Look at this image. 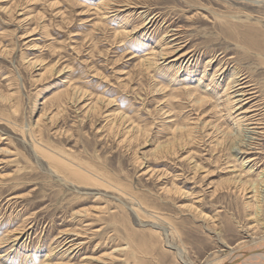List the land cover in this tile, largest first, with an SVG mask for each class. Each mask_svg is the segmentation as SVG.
<instances>
[{"label":"rangeland","instance_id":"374dc122","mask_svg":"<svg viewBox=\"0 0 264 264\" xmlns=\"http://www.w3.org/2000/svg\"><path fill=\"white\" fill-rule=\"evenodd\" d=\"M247 1L116 0L109 6L119 12L104 15L105 0H0V92L14 93L13 107L0 102V264H221L234 250L264 246V184L259 201L249 198L254 192L234 190L230 181L241 165L232 166L230 146L215 147L222 134L206 135L184 96L170 97L174 88L215 89L217 62L206 63L214 53L234 55L226 30L233 19L264 29L263 2ZM168 32L185 46L165 57L159 51L174 45ZM186 51L194 60L172 61ZM152 52L159 62L147 69L142 61ZM218 82L222 89L227 80ZM70 85L87 94L67 99L62 119L50 120L58 108L48 100ZM174 121L195 122L198 131L175 140ZM231 125L224 127L232 132ZM29 126L42 127L43 143L66 150L114 187L93 179L77 185L56 174L35 155ZM176 185L180 193L165 191ZM84 208L92 217L78 213ZM72 239L80 249L67 251Z\"/></svg>","mask_w":264,"mask_h":264},{"label":"bare ground","instance_id":"6f19581e","mask_svg":"<svg viewBox=\"0 0 264 264\" xmlns=\"http://www.w3.org/2000/svg\"><path fill=\"white\" fill-rule=\"evenodd\" d=\"M114 1H116V0H113L112 2H114ZM124 1H125L126 6H128L129 3H126V2H129V0H124ZM256 1H258V0H256ZM260 1L263 2L262 4L264 7V0H260ZM112 2H109V0L108 1L105 0V2H103L102 8L104 10V12H103L104 15L111 13L112 12L111 10L119 12L120 9L118 10V9H115L116 7H110L109 6V4H111ZM247 2H249V1H247ZM116 5H118V4L116 3ZM69 6H70V4H69ZM123 6H125V5H123ZM14 7H15V5H14ZM14 7H12V8H14ZM102 8L100 6V10H102ZM118 12H116V13H118ZM97 13H99V12H97ZM226 17H228V16H226ZM228 18L230 19V17H228ZM247 18H245V19H247ZM233 20L234 21H231L229 23V25H227L226 30L231 35V38L235 42L234 55L232 57H230L229 60H227L224 58V56L219 58L214 53V54H212V56L209 55L210 56L208 58L209 60L206 63V64L211 65L213 62L215 64L217 62V69L215 70V72L213 74V78H210V79H212L211 80L212 82H215L216 78L219 77L217 80V83H215V86H214L215 89L212 90V88H209L210 86H208L207 89L206 88L204 89L203 87H200V86H199V88H196L197 86L196 87L195 86H186V87H183L180 89L174 88L172 90L173 93L170 95V97L172 96V99L178 98L177 100H175L176 102H178V100H180L184 96V99H186V101L190 105L192 111L194 113H196V120L199 121L202 119L201 125H203V126L201 127V129L206 130V133H205L206 135L210 136L211 134L214 135L216 133L222 134V136L219 139H217L215 147H216V145H217V147L220 146L222 148H226V146L228 148L230 146L229 149L233 152L232 156H234V161H233L234 163L232 164V166L236 167L237 166L236 163L237 164L239 163L238 164L239 166L241 165V167H239L241 169L240 170L238 169V171H237V173H239V174L236 175L235 178H233V179L231 178L232 180L230 181L233 184L234 190H236L237 192H241L244 195H247L248 193L254 192L253 196H249V198L254 199V201H259L258 198L260 197V195H262V189H263L262 185L264 184V29L261 26H257L258 24H256V23L254 24L253 22L252 23H244L243 22L244 19H233ZM154 22H155V20L152 19L149 21L148 25L150 24V26H151V23H154ZM118 34L126 35V34H128V32H121ZM177 34L172 33V32L170 34H169V32L167 33L166 40L171 38L169 43H173L174 45L171 46L172 47L171 49L167 48L168 51H166V49L164 47H162V50L159 52L162 55H164L165 57H170V56H168L169 54L171 55L175 50L176 51L181 50L182 47L185 46V44H180L181 42L177 41V40H180V38L177 37ZM115 36L117 37V35H115ZM166 45H168V43H166ZM4 51H6V50H4ZM161 54H159V55H161ZM194 55H195V53L191 55L190 51H186L183 54H181L180 56L178 55L179 57L176 58L175 60H172V61H180L181 65H182L183 61H185V60H187V63L190 62V60L191 61L194 60V58H193ZM157 56H158L157 53H154V52L149 53V54L146 53L144 55V60L143 61L141 60V61H142L143 65L144 66L146 65L145 67H147V69H148L152 65L158 64L159 61L157 59ZM232 63H234L233 66H231ZM244 63H249V64H247L248 66H245ZM171 67H173V65L170 66V68ZM45 68H48V67H45ZM54 68H55L54 65H52L48 68L49 69L48 71L52 72ZM145 70H146V68H145ZM45 71H47V70H45ZM175 73L177 74L178 71H175ZM221 78L223 79V81L227 80L226 84L224 85V87L222 89L220 87V84H218L219 83L218 81H220ZM199 84H201V80H200ZM76 86H73V85L67 86V88L65 90L57 92L54 96H52L51 99L48 100L47 103L50 102L52 107L55 106L58 108L57 113H54L50 117V120L51 119L53 120V118L56 119V116H58L60 118V120L62 119L63 111L66 108L65 104L67 102L66 101L67 99L70 101L72 99L73 100H76L79 98L81 99L82 97H84L87 94L86 91L80 90V88H77ZM160 90H164V89L160 88ZM13 96H14V93L12 95V94H6L3 92H0V102L4 105L8 104L9 107H13V104L11 102V98H13ZM174 99H173V101H174ZM98 100L101 101L100 99H98ZM98 100H97V102H98ZM102 100H104V98ZM111 101H112V99H111ZM95 106H98V103L95 104ZM176 112H178V111H176ZM5 114H6V112H5ZM110 116H114V114L110 115ZM207 117H212V118L214 117L215 120L211 119V120L207 121ZM113 118L116 119V117H113ZM2 119L7 120V122H9L10 124L13 123L10 120V118L4 117ZM114 119H112V120H114ZM119 119L122 121L123 124H129L128 123L129 120L126 119L122 114L119 115ZM129 119H130V117H129ZM14 121H15V118H14ZM172 121L173 120H170V122H172ZM228 122L232 123V125H231L232 128H230V129H232L231 130L232 132H229V130L227 131L226 126L224 127V125L227 124ZM173 123H174L173 124L174 126L169 128V133H171L170 135L172 136L173 139H175L176 137H177L176 139H178V138L181 139V137H183V136H188V137L193 138L194 134L198 131V125L195 122H193L191 124L184 123V124L179 125V126L175 125V123H176L175 121ZM14 124L16 125V123H14ZM130 124H131V122H130ZM30 126H29L28 132L30 133V136H32L34 138L33 143L32 142L31 143H32V148L35 152V155L37 157L46 159L48 161L49 166L52 168V170L55 171L56 174H61L65 177L72 179L73 181H76L77 185L78 184H89L90 180L93 179L96 181V182L95 181L94 182L97 183V185H99V186H103L106 188L114 187V186L109 185V182L104 183L103 182L104 178H102V177L98 176L100 179H103V180H100V179L96 180L98 178H94L93 175H96V174L93 173V170L91 169V167L85 165L82 161L80 162V160H78L77 157L74 158L72 156H69L68 153L65 152L66 150L65 151H62V150L58 151V150L53 149L49 145L48 142H46V144L43 143V139H42L43 128L42 127H39L38 131H36L37 129L34 130ZM38 126H41L39 122H38ZM137 126H136V124L135 125L133 124V126L131 128H128V130L131 131L134 127H137ZM23 128H21V130ZM62 130H63V128H62ZM210 130L212 132H209ZM28 132H27V134H29ZM24 138H25V136H24ZM46 140L48 141V139H46ZM175 140H173V142ZM167 141H168V139H167ZM173 142H172V145H173ZM175 142L178 144L180 143L179 141L178 142L175 141ZM165 145H166V142H165ZM173 149L174 148H172V150ZM195 167H197V165ZM198 167H201V166L198 165ZM201 168H198V169H201ZM236 169H237V167H236ZM236 169H234V170H236ZM234 170L231 172H234ZM196 172H198V171H196ZM6 175H8V174H6ZM195 175H196V173H195ZM177 177H178V175H177ZM205 177H206V174H205ZM231 177H233V176H231ZM0 179H1V177H0ZM118 187H120V186H118ZM118 187H116V188H118ZM118 189H120V188H118ZM164 189H162V190H164ZM181 190H182V188L176 185L174 190L170 189V188H166L165 191H167V193L170 194L172 192L180 193ZM121 193H125V192H121ZM169 196H171V195H169ZM172 196H173V194H172ZM197 199L198 200L196 202H200L201 198L200 199L197 198ZM190 206L191 205H189L187 207H190ZM139 208L140 207H137V206L135 207V204L132 205V208L130 207V209L133 212H135V214H136V212L139 214V212H140ZM192 208H195L198 210V206H196V205H195V207H192ZM91 210H93V209L84 208V209H80V211L78 213L85 214V216H89V215H92V213H93ZM95 210H96V208H95ZM99 214H101V213H99ZM96 215H95V217H96ZM90 217H92V216H89V218ZM99 217H101V216H98V218ZM153 217L156 219L155 216H153ZM157 224L158 223L156 222V225ZM151 226H152V224H151ZM85 228H87V227H85ZM99 229L101 230L102 228H99ZM155 230L160 231V228L155 229ZM114 231H116V230H114ZM123 231H124V229H123ZM125 231L126 232H125L124 236L128 237L129 241L132 240L131 237H133V236L131 235L130 231L128 232V229H126ZM96 232H98V230H96ZM113 234H114V232H113ZM19 236H20V234H19ZM60 237H62V236H59V238ZM77 237H80V236L77 234ZM64 238H65V235H64ZM14 239H15V237H14ZM73 239H75V238H73ZM73 239L68 241V242H67V240H65L66 243H71L70 246L68 244L69 247L66 246L67 251H70L71 249H76V247L78 249L80 247L81 244L76 245V243L73 242ZM65 241H64V243H65ZM87 241L85 240V242H87ZM96 246H98V245H96ZM119 248H122V247H119ZM104 253H107V251ZM106 256H108V255L104 254V255H101L100 257L97 256L98 258H96V260L101 261V259L106 257ZM91 257L93 258V256H91ZM85 258H86V256H85ZM92 258H90V259H92ZM45 260H46V258H45ZM88 261H89V259H88ZM101 262H103V261H101ZM262 263H264V246L262 247L260 245L257 248L250 250V251L234 250L232 252V254L228 257V259H226L221 264H262ZM85 264H94V263L92 261L91 262L89 261L88 263H85Z\"/></svg>","mask_w":264,"mask_h":264}]
</instances>
